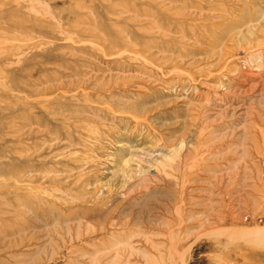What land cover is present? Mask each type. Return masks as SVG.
Returning <instances> with one entry per match:
<instances>
[{
    "label": "rangeland",
    "instance_id": "obj_1",
    "mask_svg": "<svg viewBox=\"0 0 264 264\" xmlns=\"http://www.w3.org/2000/svg\"><path fill=\"white\" fill-rule=\"evenodd\" d=\"M0 264H264V0H0Z\"/></svg>",
    "mask_w": 264,
    "mask_h": 264
},
{
    "label": "bare ground",
    "instance_id": "obj_2",
    "mask_svg": "<svg viewBox=\"0 0 264 264\" xmlns=\"http://www.w3.org/2000/svg\"><path fill=\"white\" fill-rule=\"evenodd\" d=\"M230 232V231H229ZM246 234V233H245ZM231 236V235H230Z\"/></svg>",
    "mask_w": 264,
    "mask_h": 264
}]
</instances>
